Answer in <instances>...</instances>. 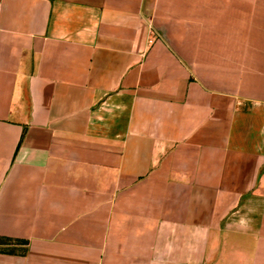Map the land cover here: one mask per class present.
<instances>
[{
	"label": "crops",
	"instance_id": "obj_1",
	"mask_svg": "<svg viewBox=\"0 0 264 264\" xmlns=\"http://www.w3.org/2000/svg\"><path fill=\"white\" fill-rule=\"evenodd\" d=\"M0 264H264V0H0Z\"/></svg>",
	"mask_w": 264,
	"mask_h": 264
}]
</instances>
